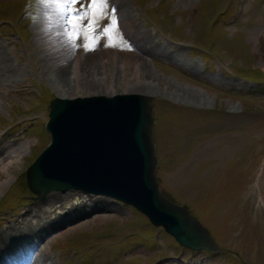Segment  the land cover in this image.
Instances as JSON below:
<instances>
[{
  "label": "rangeland",
  "instance_id": "obj_1",
  "mask_svg": "<svg viewBox=\"0 0 264 264\" xmlns=\"http://www.w3.org/2000/svg\"><path fill=\"white\" fill-rule=\"evenodd\" d=\"M1 3L0 55L17 74L0 97V148L23 150L9 173L0 170V181L10 179L0 198L20 197L0 209L1 264H16L4 252L18 249V256L27 248L32 264H264V80L241 75L264 63V0ZM217 12L222 15L212 23ZM43 21L41 35L60 33L53 49L38 45L35 24ZM140 48L152 52L144 56L141 78L132 57ZM105 52L117 59L96 66ZM57 54L73 62L75 74H56ZM127 61L136 66L120 68ZM114 83V93L152 96L154 130L173 117L161 127L159 188L188 205L226 251L180 246L109 196L67 189L34 199L19 190L23 171L49 142L48 95L105 94ZM53 193L56 200H48Z\"/></svg>",
  "mask_w": 264,
  "mask_h": 264
},
{
  "label": "water",
  "instance_id": "obj_2",
  "mask_svg": "<svg viewBox=\"0 0 264 264\" xmlns=\"http://www.w3.org/2000/svg\"><path fill=\"white\" fill-rule=\"evenodd\" d=\"M151 96L143 93L56 96L49 103L50 143L27 167L36 198L80 189L132 204L181 245L221 250L185 205L158 191Z\"/></svg>",
  "mask_w": 264,
  "mask_h": 264
},
{
  "label": "bare ground",
  "instance_id": "obj_3",
  "mask_svg": "<svg viewBox=\"0 0 264 264\" xmlns=\"http://www.w3.org/2000/svg\"><path fill=\"white\" fill-rule=\"evenodd\" d=\"M55 12L58 13L56 7L54 8ZM126 16V15H125ZM124 15L121 13L120 14V18H123ZM41 25H39V23L35 24V28L37 29V34L40 36L41 35V30L44 31V29L46 28V23L40 22ZM54 27H57L58 24L57 23H53ZM61 38L60 33H47V35H41L39 37V40L41 42H38V45L41 49H53L55 46V41L59 40ZM146 55H151L152 52H150L149 50H146L145 48H140V53L136 54V55H132L133 58L136 57L137 61L139 62V70H138V77H143V66L146 65V60L144 58V56ZM59 57L61 55L57 54ZM57 55L53 56V59L57 60L58 62H61V64L56 68V74L58 76H64V75H68V74H75L76 71L74 69V65L73 62L70 61L69 63L65 64L62 62V57H58ZM116 54L111 53V52H105V60L104 61H99L95 60L96 66H101V65H106L109 61L114 62L113 60H116L117 57L114 56ZM68 61V60H67ZM66 61V62H67ZM118 65L120 66V63H118ZM95 66V67H96ZM128 67H135L136 63L135 62H124L121 63V67L120 68H127ZM138 69V68H137ZM94 72H96V69H94ZM16 70L12 67H10L9 63L7 62V60L0 55V97H2L3 95L6 94V92L11 91V87H12V83L11 81L13 80V78L16 76ZM101 83V82H100ZM99 84L94 83L93 84V89L94 88H98ZM114 87H115V83L113 85V87L107 91V93L105 94H113L114 93ZM128 90H125L124 92H127ZM96 93H103L100 92L99 90H96ZM23 152V150H21L20 148H15L12 150H8L7 148H0V170L2 171H6V173H9V167L11 166V164L15 161V159ZM262 171V170H261ZM10 182V179H6L4 181H0V194L3 193V190L6 187V184ZM56 191V190H54ZM56 196H58V194L53 193L48 195L47 198H49L48 200H56ZM53 197V198H52ZM3 241H6V239H3ZM16 241H19L16 239ZM15 241V242H16ZM27 250H29V252H27ZM15 252L13 254H7L5 255L7 258L9 259H19V258H23L21 259V264H32L33 263V257H32V253L30 249H26L25 254L23 253V251L16 257L15 255H17L19 253L18 249L14 250ZM24 254V255H23ZM3 256L0 258V264L2 263V259Z\"/></svg>",
  "mask_w": 264,
  "mask_h": 264
},
{
  "label": "flooded vegetation",
  "instance_id": "obj_4",
  "mask_svg": "<svg viewBox=\"0 0 264 264\" xmlns=\"http://www.w3.org/2000/svg\"><path fill=\"white\" fill-rule=\"evenodd\" d=\"M162 126H167V121H164V122L160 123L159 128L155 131L154 143H155L156 151L158 150L159 143L161 144V150H163L162 140L164 138V135H163V132H162V129H161ZM157 137H159V138H157Z\"/></svg>",
  "mask_w": 264,
  "mask_h": 264
},
{
  "label": "trees",
  "instance_id": "obj_5",
  "mask_svg": "<svg viewBox=\"0 0 264 264\" xmlns=\"http://www.w3.org/2000/svg\"><path fill=\"white\" fill-rule=\"evenodd\" d=\"M251 73H253L252 76H254L255 78H256V76L257 77H260V76H263L264 75V72L261 69L252 70ZM20 183H21V186L22 187L27 188L24 177L21 178Z\"/></svg>",
  "mask_w": 264,
  "mask_h": 264
},
{
  "label": "snow or ice",
  "instance_id": "obj_6",
  "mask_svg": "<svg viewBox=\"0 0 264 264\" xmlns=\"http://www.w3.org/2000/svg\"><path fill=\"white\" fill-rule=\"evenodd\" d=\"M70 4H75V3H79V0H69ZM69 11L71 12V9H69ZM116 21L113 20L112 23H115ZM71 38V37H70ZM90 50V49H89Z\"/></svg>",
  "mask_w": 264,
  "mask_h": 264
}]
</instances>
